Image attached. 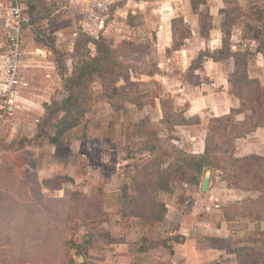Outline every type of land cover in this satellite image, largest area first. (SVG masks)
I'll list each match as a JSON object with an SVG mask.
<instances>
[{"label": "trees", "instance_id": "obj_1", "mask_svg": "<svg viewBox=\"0 0 264 264\" xmlns=\"http://www.w3.org/2000/svg\"><path fill=\"white\" fill-rule=\"evenodd\" d=\"M259 1L250 0L253 5L248 11L249 22L242 34L243 39L252 42L250 46L243 50H233L230 35L245 10L240 5V0H224L226 9L223 29L226 36L222 47L214 52L201 51L199 56L191 62L188 71L183 74L194 83L196 70L207 58L213 60L232 58L235 62V69L230 74L229 81L232 93L240 100V106L232 109L229 114L210 118L207 122L208 130L203 153H189L176 145L161 144L160 131L151 130L148 116L130 125L131 132H128V139H141L143 146L138 150L148 152L149 156H139L136 159L131 176L134 190L131 191L128 184L121 187L119 207L125 216L139 217L151 226L159 225L166 219L168 213L166 202L161 195L182 189L184 184L197 186L203 174L207 170H212L222 172L221 179L225 181L229 189L256 193V196H246L225 205L222 208L224 219L226 221L249 219L251 222H264V155L250 153L238 156L236 153L239 140L264 126V86L258 77L250 76L247 69L250 60L258 54L264 58V1L263 6L256 4ZM203 3V8L199 10L200 27L202 35H206L212 26V16L206 0ZM192 5L196 9L197 1L192 0ZM47 6L46 0H27L31 22L36 23L44 19L49 21V13L52 9ZM46 10L49 12L46 13ZM43 33L47 34V30H43ZM190 34V28L182 18L173 20L174 48L180 47L183 40ZM131 45L136 46L128 40H122L119 45H116L114 40L102 32L98 36H91L85 32L79 33L72 51L73 72L66 75L61 65L62 62L57 61L60 67L59 72L64 79L62 92L45 105L44 115L37 124L35 136L33 138L23 137L21 140L43 138L52 143H59L69 131L81 126L93 104L90 101L91 85L96 77L107 75L111 79V82L104 86L105 95L109 100L115 101L118 95L123 96V100L127 99L128 92L133 91L131 88L137 90L136 87H131L130 90L123 88L129 84L137 85V82L132 80L130 71L140 70V66L128 64L120 58V48L122 46L132 47ZM132 48L135 49V47ZM153 67V69L140 72L154 76L159 68L156 63ZM121 80L125 82L124 86L119 85ZM197 83L199 82L194 84ZM160 88L158 86V89ZM122 89H124L123 94H121ZM150 95L149 91L145 92V96ZM134 100L138 107L143 109L144 96L134 97ZM152 103H155V100H152ZM161 107L163 118L160 123L168 130L170 126L174 129L176 125L193 126L200 123L199 117L188 118L183 111H176L171 100L162 99ZM240 114L244 115L243 119L238 118ZM3 145L5 149L11 143L4 142ZM44 183L53 189L63 188V196L54 198L55 202H58L54 208L49 202L43 200L26 208L22 205L14 207V209H23L25 216H18L14 222L9 220L8 225L16 224L15 227L10 226V232L18 227V231L12 235L9 234L10 236L1 233L5 230L0 228V242L5 241L8 245L10 244L7 248H0V264H10L8 258H13L15 255L17 258H25L24 263L13 260L12 262L16 261V264H29L30 262V264H36L33 261L35 256L42 255L43 252L48 251L46 249L50 248L60 250L64 247L67 250L63 260L58 258L59 264H79L74 256L82 259L89 255L92 245L89 226L108 219L103 188L99 187L98 192L94 194L73 189L70 185L74 184L75 180L68 175L55 176ZM38 187L40 186L36 184L35 194L40 198ZM184 195L183 191L178 202L185 206L187 201ZM33 208L35 209L32 210ZM22 224H26L27 233L20 232ZM81 228L86 229L88 237L78 241L70 233L77 232ZM62 234H66L63 238L68 235L69 238L62 241ZM260 235L264 237V230H260ZM167 241L168 239H163L155 243L143 237L140 251L146 252L150 247H156L159 244L167 246ZM208 241L216 248L234 253L239 264H255V260L252 259V251L255 249L248 245L234 247L224 238L213 236L208 237ZM57 256H60L59 252ZM85 259L80 262L85 264Z\"/></svg>", "mask_w": 264, "mask_h": 264}, {"label": "crops", "instance_id": "obj_2", "mask_svg": "<svg viewBox=\"0 0 264 264\" xmlns=\"http://www.w3.org/2000/svg\"><path fill=\"white\" fill-rule=\"evenodd\" d=\"M46 1H48L50 5L52 1H55L51 8L52 17H58V20H60L58 22L60 26H56L57 29L55 30L57 31H54V35L61 34L62 37H65V35L71 33L70 31H66V29H69L70 26H73L77 21L68 20L70 24L66 25L67 19L74 17V13L78 11V6L79 11H88V8H92L94 4L101 9L100 22L97 24L100 31H98L99 33L102 32L105 34L103 32L106 27L105 16H103L102 12L103 8L107 7L108 0H70L69 3L64 2L65 5L60 4L61 1L59 2V0L57 2L56 0ZM128 1L130 0H126V4ZM153 1L154 0H134V3L138 7V11L142 12V8L146 7V3H152ZM143 3H145V5ZM206 5L212 16V26L206 35H202L199 10H201L204 5L194 9L192 0H170V5L165 9L171 11L170 15L172 16L163 24V29L161 31H156V36L158 39L159 36L161 37L162 33L165 38L164 43L168 49L172 50L173 56H170L168 63L162 61L163 63L158 67V73L154 76L146 75L160 83L158 84V86L162 88L160 93L163 92L162 85L167 87L174 98V100L170 99L173 105L175 103L179 104L181 101L185 102L186 108L182 111L186 117H199L201 119L199 124L193 126L176 125V127L186 128L193 133L190 141H181L184 142L181 147L186 150L187 143H191V145L188 146L190 148L189 153L197 154L203 153L205 150V140L208 130V123L206 121L207 116H223L229 114L232 109L240 106V100L232 93L229 81L230 74L235 69V62L232 58L220 60L207 58L202 66L195 72L196 76L200 75L201 77L203 70L206 71L210 67H214L217 68L219 74H223V72L227 74L225 79H221L220 81H205L199 78L200 82L197 84L190 83L184 79L183 74L188 71L191 62L199 56L200 52L204 50L210 51L206 50L205 43L213 47L210 52L220 49L223 44L222 35L225 34V31L220 26H217V22L221 21V18H217L216 15L218 16L221 9H226V4L224 0H208ZM11 6H14V3L12 0H9L8 8L10 11ZM24 18V30L30 32L32 27L34 28L35 23L30 21V17ZM175 18H182L191 31L190 36L185 38L182 45L178 48L173 47V20ZM45 20L48 19H44L43 21ZM51 21L53 22V20ZM57 21L55 20V24ZM25 22L26 24H24ZM77 36L78 34L75 36V40ZM67 37L69 36H66V38ZM8 39L9 36L7 35V43H5L6 49ZM45 39V44L47 45H44V47L38 45V41L36 42L34 38V41H31V44H29L31 48H27V51L25 49L22 50V56L23 54L27 55V53L28 55L36 56L35 52H37L44 58L40 62H35L36 60L32 61L31 59L27 62H25L26 60L20 61V82L15 87L14 99L9 111H7L8 113L0 120V228L5 230L1 231V233L10 236L18 231V227H16L14 231L12 229L10 232V226L15 227V223L13 225H8L10 222L9 220L14 222L18 216H25L23 209H14L17 205H22L26 208L35 205L40 200L49 202L52 208L58 205V202H55L54 198L62 197L64 189L50 188L44 182L46 180H52L55 176L68 175L75 180V183L70 185L73 189H79L87 193H91L94 190L93 192L96 193L99 187L103 188L108 219L102 224L110 223V218L114 215L119 220L120 232L123 233V236H125V234H130L133 230L137 232L136 234H140V238L136 241L126 238L125 241L120 242L122 244L117 242L111 243L112 246L115 245L116 247L114 264H239L234 253H228L226 250L216 248L204 240L205 238L213 236L224 238L228 241L240 235L245 236L248 231L247 228L240 230L236 226V224L240 223L239 221L248 222L246 219L237 221H226L224 219L222 208L226 205L225 203L216 205V207H218L216 214H209L207 212L210 210V204L214 202L213 195L203 197L197 193L194 196L195 202L191 204L185 212L182 209L184 205L178 202L179 196L181 195L178 190L172 193H163L161 197L166 202L168 213L166 219L154 227H150V225L142 222L139 217L125 216L122 209L119 207L121 187L124 184H128L130 190H134L131 173L134 167L132 163H134L133 160L135 159L127 154L125 158L121 157V163H119L121 167L102 168V166H99L101 163H95L94 161H99V157L103 155V152H100L99 156L97 152L99 149L97 146L88 142V138L91 139V136H88V127L85 124V126L83 125V131L87 133V135L85 134L86 137H84V139H78L76 136L78 129L83 127L81 125L69 131L59 143H52L50 140L43 138L16 141L18 138H33L35 136L37 124L44 115L45 105L52 101L56 96V91H61L64 85L63 75L59 72L60 67H58V60L56 58V53L60 54V50H56V53L54 52V47H60V41L52 45L46 42L48 38ZM232 48L237 51V47L233 44ZM5 54L6 50L4 54L1 55L4 58V66L0 68V98L2 95L1 93H3L6 87L5 73L7 60ZM258 56L263 57L261 54H258L255 59ZM51 58L52 60L49 61ZM230 60L233 62V69L228 70L221 65L222 61ZM64 61L70 63L69 66L68 64H63L65 74L70 75L74 69L72 56L69 55L67 58L62 57L61 62ZM139 81L143 80L139 79ZM102 98L104 101L109 99L106 95L102 96ZM162 99H167L164 94L161 93L156 95L153 99L155 103L145 102L143 109H140L134 98H127L123 100L124 105L129 101L128 104H130L131 107L129 106V108L127 106V109H124L125 111L118 110L119 117L124 121V124L128 119H132V121L136 123L142 118L150 116L152 110H154L159 114V120H162ZM101 100L99 103L102 105ZM106 116H112V114H107L104 109L99 110L98 114L95 115V117H97L95 118L96 131H98L101 136L100 141L102 146L100 147V151H102L101 149L105 150L107 145V135L104 137L103 134L107 131L106 128H108L103 122V118ZM238 118L243 119L244 115L240 114ZM259 130L264 131V126L258 128L254 133ZM252 134L238 142L246 141ZM124 138L127 142L129 141L128 132L126 131L121 136L122 145H126ZM4 142L11 143V145L4 149ZM78 142L79 145H77ZM77 146L79 147L78 150L76 148ZM138 149L139 148L134 150L136 151L135 154L142 157L149 156L148 152L143 150L139 151ZM119 151L122 150L120 149ZM128 152H130V149ZM78 153L82 156L80 159H84L85 162H81L80 160L79 163L77 161ZM131 154L132 153H130V155ZM107 170H111L115 175L107 177ZM83 171H85V173H83ZM207 171L208 173H210V171L214 173L212 170ZM95 172H99L100 175L97 179L92 178ZM79 177L81 180H78ZM93 183L96 186H93ZM36 184L40 186L38 187L40 198L35 194ZM208 188H210V184ZM180 191H182V193L183 191L188 192V186L184 184V188L182 187ZM229 191L232 192V189ZM210 192L211 191H209V193ZM236 197L238 198L239 196L236 195ZM111 200H114V202L109 205V201ZM209 201L212 202L209 203ZM34 209L35 208L32 210ZM206 212L207 214L205 215ZM137 224H140V228H138L139 225ZM25 225L26 224H22L20 227L21 233H27L28 228L25 227ZM146 230L148 232L144 235V231ZM262 230H264V228ZM106 233L109 232L106 231ZM143 237H147L149 241H154L155 243L163 239H168L167 246L159 244L156 247H150L146 252H141L140 247L142 246ZM247 243L248 241L238 245L231 244L237 247L248 245ZM9 245L5 241L0 242V248H7ZM106 250H108V248H106ZM91 253L90 251V254ZM132 253H137V255L133 256ZM109 263L110 262H103V264Z\"/></svg>", "mask_w": 264, "mask_h": 264}, {"label": "rangeland", "instance_id": "obj_3", "mask_svg": "<svg viewBox=\"0 0 264 264\" xmlns=\"http://www.w3.org/2000/svg\"><path fill=\"white\" fill-rule=\"evenodd\" d=\"M57 1L58 0H56V2ZM60 1H61L60 4L65 5L64 2L69 3L70 0H59V2ZM196 1H197V6H199V4L200 6L204 5L203 3L204 0H196ZM263 1L264 0H260L256 4L263 6ZM53 2L55 1H52L51 5L48 2L49 5L47 7L52 8ZM206 2H208V0ZM8 4H9V0H0V68H3L4 66V58L1 55L4 54V51L6 50L5 43H7L8 30L12 24V19H13L12 12L9 10ZM117 4H120V6ZM143 4L145 5V3ZM169 5H170V0H154L152 3H146L145 5L146 7L143 8L141 7L142 8V12H141L138 11V7L135 5L134 0L128 1L127 4H126V0H108L107 7L103 8L102 14L103 16H105L104 19H105L106 27L104 28V31L103 30L101 31L105 33L104 35L114 40L116 45H119L122 40L131 41L136 45V46L131 45L132 47H135V49L129 46H124V47L122 46L120 48V54H121L120 58L123 61L134 66H140V70L138 72H136L135 70L130 71L131 78L132 80L137 81L136 83L137 85L132 86L129 84L127 87H123V88L130 90L131 87H136L137 90L131 88L133 91L128 92L129 93L128 98H134V97L136 98L138 96H144L145 98L144 104L145 102H152L154 96L159 95L161 93L164 94V96L168 100L170 99L174 100L172 93L168 91L167 87H164L162 85L163 92L160 93V91H162L160 90L162 88L158 89V84L160 83L157 80L151 79L150 77L146 76V74H141L140 72L142 70L153 69L154 63L158 64V67H160L161 66L160 64L163 63L162 61L168 63L170 56H173L172 50L168 49L164 43L165 38L163 37L162 33H161V37L159 36L158 39L156 36V31H161L163 29V24L166 23V21L170 16H172L170 15L171 11L165 9ZM240 5L244 8L245 11L242 14L243 16L236 22L235 26L233 27V32L230 35L231 43L237 47L236 50L245 49L252 44V42L243 39L242 34L245 26L249 22L248 11L253 4L250 3V0H240ZM92 6H93L92 8H88V11H83V10L79 11V6H78L77 9L78 11L74 13V17L68 18L66 21V25L70 24L69 22L70 20L77 22L73 26L71 25L69 29H66V31H70L71 33L65 35V37H62L61 34L54 35L55 33L54 31H57L55 29H57V27L60 26V24L58 23L60 20H58V17H54V16L52 17V12L49 13V21L48 20L37 21L35 23L34 28L32 27V30L30 32L23 29L22 33H23L24 42L22 43L23 44L22 50L25 49L27 51V48H31L29 44H31L30 43L31 41H34V38L36 42L38 41L39 43L38 45L44 47V45L45 46L47 45L45 44V38H48L46 42L51 43L52 45L60 41L61 44L60 47L59 46L54 47L55 53L57 52L56 50H60L61 55L59 53H56V58L58 61L61 62L62 57L67 58L69 55L72 56L73 43L75 41L74 38L77 34L82 32L90 34L91 36H96L99 34L100 30L98 29L99 27H97V24L100 22L101 9L97 7L95 4ZM224 11L225 8L220 10L218 16L216 15L217 18L219 19L221 18V21L217 22V26H220L222 29H223V22L225 19ZM48 12L49 11L46 10V13ZM23 15L24 17H28V18L30 17L28 14L27 0L25 1ZM50 20H53V22L51 21L52 22L51 23ZM55 20L56 21L58 20L56 24H55ZM43 30H47V34H44ZM66 36L69 37L66 38ZM222 36L224 39L226 34H223ZM205 46H206V50L212 51L213 47H210L211 45L205 43ZM35 53L36 56L28 55V53L27 55L23 54V56L21 57V61L26 60L25 62H27L30 59L32 61L36 60L35 62L42 61L44 57H42V55L37 52ZM52 58L49 59V61L52 60ZM63 64L64 65L68 64V66L70 65L68 61H64L61 63L62 66ZM221 65L226 67L228 70L233 69V62L231 60L222 61ZM247 69L250 76L258 77L262 85L264 86L263 57L258 56L256 59L254 58L250 60ZM226 76L227 74L225 72H223V74H219L217 68L210 67L206 71L203 70L201 77L200 75L196 76L194 79L195 80L194 83L200 82L199 78H202L205 81L206 80L220 81L221 79H225ZM181 78L183 79L182 76ZM139 79L143 81H139ZM184 79L190 82L188 78L184 77ZM109 82H111V79L107 75L95 78L94 82L91 85L92 94L90 95L91 96L90 101H92L93 104L82 126L85 124L88 127L87 133L88 136H91V139L88 138V142L97 146V148L99 149L97 150L98 155L100 156V152H103V155L99 157V161H94V162L101 163V165L99 166H102V168H109V167L118 168L121 167L119 165V163H121V157L125 158L127 154L128 156H131V158L135 159L133 160V162L135 163L137 157H139L140 155L135 154L136 151L134 150H136L137 148H141L143 144L141 143L142 142L141 139L134 138L127 142L126 139L124 138L126 145H122L121 136L125 131L131 132L130 125L134 122L132 121V119H128L124 124L123 123L124 121H122L121 118L119 117L118 110L125 111L127 109V106L131 107V105L128 104L129 101L126 102L124 105L122 98L123 96L121 95H118L115 101H111L109 99L107 101H104V99L102 98V96L105 95L104 86L106 84H109ZM119 85L124 86L125 82L121 80ZM147 90L149 91V94H151L149 98L148 96H145V92ZM61 92L62 91L59 90L56 91L55 97H57V95L60 94ZM123 92L124 89H122L121 94H123ZM100 100L102 101V105L101 103H99ZM173 106L176 110L180 112L182 110H185L186 108L184 101H181L179 104L175 103ZM102 109H104L107 114L111 113L112 116H106L103 118V122L108 127L106 128L107 131L103 133L104 137L107 135L106 138L107 145L105 150L101 149L102 151H100V147L102 146L100 141L101 136L100 133L96 131L95 118L97 117H95V115H97L98 111ZM158 116L159 114L156 111L152 110V113L148 117L150 118L151 130L157 129L160 131L161 144H169L171 146L176 145L178 147H181L182 144L184 143L181 141L188 142L191 140V135L193 134L191 131L187 130L186 128H181L178 126L174 127V129L173 126H170V129L168 130V128L165 125L160 123L161 120H159ZM210 118H213V116L211 117L208 115L206 121L208 122ZM84 126L78 129V133L76 134L78 139L80 138L84 139V137H86L87 135V133L83 131ZM173 136H176V138H173ZM18 139L21 140V138ZM241 142L240 143L237 142L236 153L238 156L250 154V153H257L260 155H264V131L259 130L256 133H253L251 137H248L246 141H243L242 143ZM77 145H79V142ZM190 145L191 143L190 144L187 143L186 145L187 152H190V148L188 147ZM76 148L77 150L79 149L78 146ZM120 149L122 151H119ZM126 149H130L131 152H128V150ZM130 153L132 154L130 155ZM81 157H82L81 154L78 153L77 161L79 163L80 160L81 162H85L84 159H80ZM134 163H132L133 166ZM83 173H85V171H83ZM206 174L211 175L210 188H208L206 192H203L202 184ZM111 175L114 176L115 173L113 174L111 170H107L106 176L109 177ZM221 175H222L221 171H217L214 173H212L211 171L210 173H208L207 171L203 174V177H201V182L197 186H188V192L187 191L184 192L185 201L187 202H185V206L182 209L185 212L188 210V207L195 202L194 196L197 193H199L203 197L205 196L209 197L213 195L214 202L213 204H210L211 205L210 210L207 211L209 214L212 213L216 214L218 210V207H216V205H220L221 203L223 204L225 203L227 205L233 201L242 199L243 197L246 196H250V195L256 196V193H248V192H243L241 190H235V191L232 190V192H230L229 191L230 189L226 186L225 181L221 179ZM99 176H100L99 172H95L92 175V178L97 179L99 178ZM79 179L80 177L78 178V180ZM93 186L96 185L93 183ZM93 191L89 194H94ZM209 191L211 192L209 193ZM178 192L182 194V191H180V189H178ZM236 195H238L239 197L237 198ZM113 202L114 200L109 201V205H111ZM211 202L212 201H209V203ZM207 212L205 213V215L207 214ZM246 220L248 222L239 221L240 223L236 224V226L240 230H244L247 228L248 229L246 233L247 235L245 236L240 235L237 238H232L231 240H228L227 243L238 245L248 241L247 243L248 246L255 249L252 251L253 254L252 259L255 260V264H264V237L260 235V230L264 228V222H260V221L251 222L249 219ZM102 223L103 222H97V223L95 222L89 226L88 231L90 232V234H92V245L90 248V251L92 253L90 254L89 252V255L82 259L78 256H74L75 260L78 261L79 264H82L80 261H82L85 258H86L85 264H103V262H110L109 264H114L116 247L115 245L112 246L111 243H115V242L120 243L122 241H125L126 238L132 241L133 240L136 241L137 239L140 238V234L139 235L136 234L137 232H134V230L130 234L124 233L125 236H123L122 235L123 233L120 232L121 228H120L119 220L114 215L110 218V223L109 222L104 224ZM137 225H139L138 228H140V224ZM150 227H154V226L150 225ZM106 231H108L109 233H106ZM147 232H148L147 230L144 231V235ZM70 234L72 236L74 235L78 241H82L88 237L87 235L88 233L86 232L85 228H81L80 230H77V232L72 231ZM64 236H66V234H62V241L65 240L66 238H69V235L68 237L63 238ZM204 240L205 242H209L208 238H205ZM103 242H106L107 244ZM63 248H61L60 250H58L57 248H55L54 250H52L51 248H50L51 250L46 249L48 251H46L45 253L43 252L42 255L35 256L33 261L36 264L39 263L59 264L58 258L60 260H63V258H65V255L67 254V250ZM106 248H108V250H106ZM58 252L60 253V256H57ZM132 254L133 256L137 255V253H132ZM8 259L10 264H16V261L12 262L13 260H17L20 263L25 262L24 261L25 258H17V255H15L13 258H8ZM29 259H31V257Z\"/></svg>", "mask_w": 264, "mask_h": 264}, {"label": "built area", "instance_id": "obj_4", "mask_svg": "<svg viewBox=\"0 0 264 264\" xmlns=\"http://www.w3.org/2000/svg\"><path fill=\"white\" fill-rule=\"evenodd\" d=\"M14 6H11L12 12V24L8 30V44L6 49V73H5V82L6 87L3 91L1 98H0V120H2L5 115L8 113L9 108L13 102L14 94H15V87L20 82V61L22 57V43L24 42L23 39V6L25 0H12Z\"/></svg>", "mask_w": 264, "mask_h": 264}, {"label": "water", "instance_id": "obj_5", "mask_svg": "<svg viewBox=\"0 0 264 264\" xmlns=\"http://www.w3.org/2000/svg\"><path fill=\"white\" fill-rule=\"evenodd\" d=\"M26 24V22L24 23ZM210 175L207 174L205 177H204V181H203V184H202V191L203 192H206L208 190V187H209V184H210Z\"/></svg>", "mask_w": 264, "mask_h": 264}]
</instances>
